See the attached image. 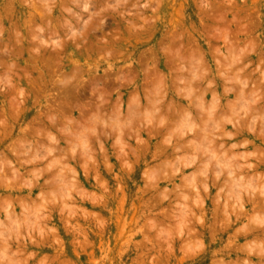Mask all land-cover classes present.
Wrapping results in <instances>:
<instances>
[{"label": "rangeland", "instance_id": "1", "mask_svg": "<svg viewBox=\"0 0 264 264\" xmlns=\"http://www.w3.org/2000/svg\"><path fill=\"white\" fill-rule=\"evenodd\" d=\"M0 264H264V0H0Z\"/></svg>", "mask_w": 264, "mask_h": 264}, {"label": "bare ground", "instance_id": "2", "mask_svg": "<svg viewBox=\"0 0 264 264\" xmlns=\"http://www.w3.org/2000/svg\"><path fill=\"white\" fill-rule=\"evenodd\" d=\"M187 82H188V80H187ZM187 82H186V83H187ZM188 83H189V82H188ZM62 86H63V85H62ZM62 86H60V87H62ZM188 86H189V84H188ZM63 87H64V86H63ZM78 93H79V92H78ZM80 93H81V92H80ZM200 96H201V95H200ZM82 103H83V102H82ZM114 104H115V103H114ZM197 104H198V103H197ZM200 105H201V104H200ZM221 106H222V105H221ZM79 107H80V106H79ZM201 109H202V108H201ZM220 111H221V110H220ZM185 115H186V114H185ZM208 115H209V114H208ZM87 116H88V115H87ZM169 117H170V116H169ZM207 117H208V116H207ZM91 118H92V117H91ZM208 118H209V117H208ZM169 119H170V118H169ZM173 120H174V119H173ZM171 122H172V120H171ZM186 126H188V125H186ZM191 126H192V125H191ZM190 128H191V127H190ZM192 128H193V126H192ZM205 128H206V127H205ZM199 130H200V129H199ZM201 130L203 131V129H201ZM202 131H201V132H202ZM204 131H205V130H204ZM188 143H189V142H188ZM205 149H206V148H205ZM205 149H204V150H205ZM92 167H93V166H92ZM258 253H259V252H258Z\"/></svg>", "mask_w": 264, "mask_h": 264}]
</instances>
